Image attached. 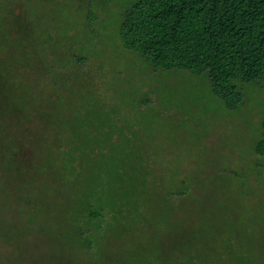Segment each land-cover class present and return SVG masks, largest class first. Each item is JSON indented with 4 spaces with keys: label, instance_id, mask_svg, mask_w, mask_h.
<instances>
[{
    "label": "rangeland",
    "instance_id": "obj_1",
    "mask_svg": "<svg viewBox=\"0 0 264 264\" xmlns=\"http://www.w3.org/2000/svg\"><path fill=\"white\" fill-rule=\"evenodd\" d=\"M135 0H0V264H264V86L123 47Z\"/></svg>",
    "mask_w": 264,
    "mask_h": 264
},
{
    "label": "trees",
    "instance_id": "obj_2",
    "mask_svg": "<svg viewBox=\"0 0 264 264\" xmlns=\"http://www.w3.org/2000/svg\"><path fill=\"white\" fill-rule=\"evenodd\" d=\"M122 16L123 47L155 68L206 75L229 109L243 102L235 81L264 86V0H135Z\"/></svg>",
    "mask_w": 264,
    "mask_h": 264
}]
</instances>
